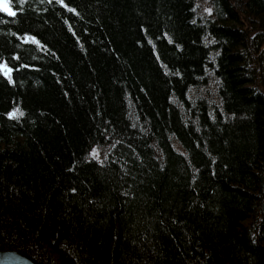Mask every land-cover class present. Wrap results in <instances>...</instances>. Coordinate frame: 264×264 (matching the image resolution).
Masks as SVG:
<instances>
[{"label":"trees","instance_id":"trees-1","mask_svg":"<svg viewBox=\"0 0 264 264\" xmlns=\"http://www.w3.org/2000/svg\"><path fill=\"white\" fill-rule=\"evenodd\" d=\"M10 6L0 251L264 264V0Z\"/></svg>","mask_w":264,"mask_h":264},{"label":"water","instance_id":"water-1","mask_svg":"<svg viewBox=\"0 0 264 264\" xmlns=\"http://www.w3.org/2000/svg\"><path fill=\"white\" fill-rule=\"evenodd\" d=\"M0 264H35L16 251H0Z\"/></svg>","mask_w":264,"mask_h":264},{"label":"snow or ice","instance_id":"snow-or-ice-1","mask_svg":"<svg viewBox=\"0 0 264 264\" xmlns=\"http://www.w3.org/2000/svg\"><path fill=\"white\" fill-rule=\"evenodd\" d=\"M0 11L7 12L10 16H15L17 14L15 11L12 10L10 6V0H0Z\"/></svg>","mask_w":264,"mask_h":264},{"label":"rangeland","instance_id":"rangeland-1","mask_svg":"<svg viewBox=\"0 0 264 264\" xmlns=\"http://www.w3.org/2000/svg\"><path fill=\"white\" fill-rule=\"evenodd\" d=\"M6 14H8L7 12H5Z\"/></svg>","mask_w":264,"mask_h":264}]
</instances>
